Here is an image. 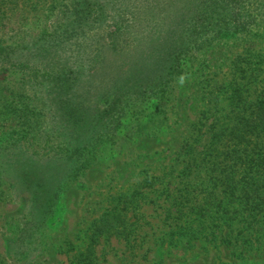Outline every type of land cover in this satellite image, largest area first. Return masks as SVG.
<instances>
[{
	"label": "rangeland",
	"instance_id": "obj_1",
	"mask_svg": "<svg viewBox=\"0 0 264 264\" xmlns=\"http://www.w3.org/2000/svg\"><path fill=\"white\" fill-rule=\"evenodd\" d=\"M114 1H128L133 14L119 19L111 10L101 35L108 38L118 29L132 41L119 52L103 37L91 41L100 56L93 71L102 74L90 87L92 95L113 84L117 71L132 66L156 37L166 39L173 15L180 19L191 5L188 0ZM259 1L240 2L250 14ZM68 4L0 0V45L40 38ZM150 12L163 14L158 28L148 24ZM249 14L241 17L250 23L248 30L188 54L165 98L137 104L136 110L121 107L112 118L115 136L96 147L87 168L66 178L52 217L23 257L15 256L11 242L28 206L8 179L0 178V264H79L94 229L109 220L119 228L97 244L98 264H264V203L250 211L234 174L216 170L211 156L215 131L234 123L230 111L236 95L264 98V17L253 20ZM32 71L0 64V146L18 142L30 155L46 159L56 148L40 142L38 118L27 112L38 108L24 96L31 93ZM28 120L30 128L24 124ZM261 200L264 196L256 202Z\"/></svg>",
	"mask_w": 264,
	"mask_h": 264
},
{
	"label": "trees",
	"instance_id": "obj_2",
	"mask_svg": "<svg viewBox=\"0 0 264 264\" xmlns=\"http://www.w3.org/2000/svg\"><path fill=\"white\" fill-rule=\"evenodd\" d=\"M199 1L188 0L189 13L180 19L173 15L166 39L156 37L151 47L140 51L132 66L120 68L119 77L112 78L113 84L97 95H92L90 87L102 74L93 71L100 56L97 43L91 41L96 36L103 37L101 32L111 10L119 19L133 14L128 1L69 0L40 38L0 45V64L33 70L31 93L24 96L36 105L38 113L36 108L27 112L38 118L35 130L40 133V142L56 148L53 155L41 159L27 153L18 142L0 146V178L8 179L10 189L28 206L11 242L16 257L29 253L37 231L52 217L66 178L87 168L96 147L115 136L117 126L112 118L122 111V106L135 109L137 104L165 98L169 86L181 76L188 54L215 38L249 29L250 23L241 18L249 14L241 0H210L205 7H199ZM249 12L253 20L264 17V0ZM162 15L150 12V27L158 28ZM103 38L112 52H119L132 41L129 33L118 29ZM235 101L230 111L234 123L215 131L211 156L216 170L234 174L232 180L241 188L250 211H254L264 203L256 202L264 196V98L249 101L238 93ZM30 122L24 124L28 126ZM215 124L218 127V122ZM115 224V220H109L94 229L89 244L78 256L79 264H98L96 246L101 238L119 228Z\"/></svg>",
	"mask_w": 264,
	"mask_h": 264
}]
</instances>
